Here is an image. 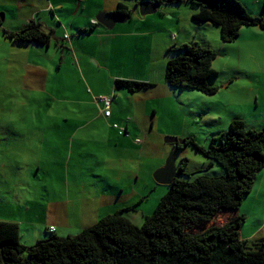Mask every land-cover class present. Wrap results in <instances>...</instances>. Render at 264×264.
Returning a JSON list of instances; mask_svg holds the SVG:
<instances>
[{"label":"rangeland","instance_id":"374dc122","mask_svg":"<svg viewBox=\"0 0 264 264\" xmlns=\"http://www.w3.org/2000/svg\"><path fill=\"white\" fill-rule=\"evenodd\" d=\"M120 1L127 2L131 6L133 15L126 22L117 23L111 30L102 26L90 30L91 26H87L86 21L82 25L87 26L89 31L85 33L78 31L76 23L85 21V12L83 10L77 11V9L72 13L75 23L72 19L69 23L65 22L66 17L62 15L63 12L59 8H55V16L58 19L53 24L47 22L48 19L45 20V30L50 32L53 29L55 31L52 33L51 50L57 52L61 50L56 39L57 37L61 39L63 33L66 32L73 36L75 42L77 41L74 48L69 45V41H65L66 44L63 45L71 48L70 50H72L75 57L73 63L76 65L77 62L78 64L77 57L81 54V51L90 62L89 70L84 68L85 70H80L76 74L71 68H66L62 75H54L51 78V81L61 91L68 93L66 96L69 95L70 98L73 97L74 99H76V96L93 98V102L100 109L95 100L98 95L95 96L93 90L111 87L116 79H135L154 83L156 85L154 88L140 92H129L127 89L115 90L116 99L112 107L116 113L122 111L124 114H128L130 113L129 109H134L140 112L142 119L145 117L144 124L151 142L149 147L151 154L148 162L150 166L154 165L156 169H159L162 165L159 163L161 159L159 157L164 154L165 160L172 147L170 143L166 142L167 137L185 139L179 136H189L195 138L202 146L209 147L211 135L218 134L215 133L216 129H229L230 123L235 117L251 125L264 123V101L257 100L258 92L256 88H252L248 77L250 74L243 73L241 74L242 78L235 79L240 73L235 72L236 68H232L235 65L230 62L228 56L222 57V51L221 56L215 59L213 63L214 67L220 72L219 76L212 80V82H215L217 79L218 86H221V89L219 88L220 90L216 93L206 94L195 89L172 88L168 86L165 80L167 63L173 55L166 52L167 50L163 51L161 46L155 45L157 34H163L165 31L163 30L164 25L171 26L175 31H178V34H180L179 41L195 38L197 41L202 40V42L208 43L206 45H213L215 48L210 46L217 51L219 48L217 40L223 41L221 28L218 25L211 22L208 23L209 25H202L201 23L198 25L193 18V15L197 12L196 9L192 8L194 6L191 4L169 5L167 0H161L162 14L157 12L144 17L140 15L139 8H136L135 0H97L95 6H99L100 12L101 9L109 12L116 10ZM242 1L249 10L262 12L263 8H257L254 0ZM3 2L4 14L7 18L14 19L13 21H6L5 27L7 29L26 23L20 20L15 21V18L20 14H26L24 10L20 9L11 0H2L1 3ZM43 2L45 3V1ZM170 11H173V14L176 15L174 18L171 16ZM65 12L69 17L70 11ZM44 17L46 19L47 15L45 14ZM59 21L62 23L61 26H64V31L60 32L58 30L61 27L57 24ZM91 31H94V33L90 34ZM3 33L4 30L1 26L0 219L18 222L20 225V241L28 247L43 239L46 230H50L52 226L55 227L54 233L60 237L78 235L83 230L93 227L101 217L113 213L115 210L117 211V207L123 204L131 205L125 213L130 215L135 223L142 225L145 221L144 217L155 211L163 197L170 190V185L158 184L155 181L153 177L155 170L153 172L149 170L148 174L144 171L147 174L146 176L130 171H127L126 174L123 172L116 174L107 172L110 178L109 182L115 187V194L110 190L105 197H102V192L99 196L100 185L97 187L92 185L94 173H103L107 161L106 153L99 151V145H93L88 151V156L80 159L79 162L71 161V164L81 165L85 170H37L36 151L30 145L33 139L32 131L36 130L35 135H38L37 131L41 128L37 123L42 119H44L46 127V122L49 123L52 118L54 122L60 121L61 118L50 117L47 121L46 114L50 105L40 100V98H43L42 96L33 95L34 93L28 90L24 81L17 78L18 84L21 83L17 88L22 91L6 89L10 85L5 79L7 77L3 72V65H5L4 61L13 52L10 45L26 46L18 43L5 44V40L9 39H6ZM80 43L84 46L81 47ZM70 50L67 51L71 54ZM28 52L22 50L18 55L20 67L18 71H14L16 75L22 74L26 70L27 61L30 62V66L34 64L31 61H36V53L32 56ZM177 54L175 53V55ZM44 58H47V55ZM58 58H60V54H58ZM231 60H238L240 63L238 57H233ZM54 67L57 72L60 71L57 70L58 66ZM54 67H52V70H55ZM257 67L259 68V63ZM263 69L260 68V70ZM69 72L73 76L64 79ZM11 74L13 73H10V76ZM230 77H233V81L226 88L224 82L228 81ZM9 81L11 84L10 79ZM39 82H42V79ZM70 88H74L77 93L74 94ZM59 96L62 98L65 95ZM34 100L35 102H33ZM61 100L58 99L57 104H60ZM23 101H27L25 106L22 105ZM68 106L71 111L80 109L75 102H68ZM91 107L94 108L92 102ZM41 108L43 109L42 114L38 116L36 121L37 111ZM52 113L54 114L55 110ZM71 118L72 122L78 125L79 118ZM27 137L29 143L25 142ZM142 139L145 140V138ZM185 147L186 149L181 152L178 150V163L183 165V169L187 166L188 159L190 160L189 164L187 163L189 167L187 166L185 172L196 171L198 166L206 165L209 158L198 151L191 143L186 144ZM50 148V145H43V157L50 158L47 156ZM61 156L62 153L60 152ZM184 156L188 158L187 161L182 162ZM55 160V158H51L42 165L44 168H49ZM16 164H18V167H16ZM95 167H97V170H95ZM191 168H194V170H189ZM210 170V175L214 173V170L222 171L217 165L210 168ZM74 172L87 173L88 182L82 185L83 191L80 195L75 190L72 193V190L70 191L68 187L66 189V183L73 180L72 174ZM182 177L186 176L180 175V178ZM116 184H120L121 187L116 189ZM48 191L53 192L52 201L46 196H42L43 193L45 194ZM69 195L73 197L68 201L74 209L65 211L66 207L63 202L67 200ZM84 197L92 199L91 205L81 206V208L74 207L77 203L76 199ZM133 205L134 208H131ZM248 210L251 212L252 220L256 221L257 209L248 207Z\"/></svg>","mask_w":264,"mask_h":264},{"label":"trees","instance_id":"16d2710c","mask_svg":"<svg viewBox=\"0 0 264 264\" xmlns=\"http://www.w3.org/2000/svg\"><path fill=\"white\" fill-rule=\"evenodd\" d=\"M141 1L150 0H138V4ZM183 2L199 10L193 15L195 21L218 25L225 43L237 40L244 26L264 29V17L253 15L241 0H167L169 4ZM115 12L129 18L133 15L127 2H119ZM99 26L92 22L90 30ZM3 30L7 38L21 43L49 46L52 41L53 32L35 21ZM166 52L173 55L165 73L169 86L217 92L212 83L219 75L213 64L219 55L216 49L188 41L175 43ZM154 86L149 81L115 80L116 90L139 92ZM210 142L204 147L187 138V143L221 165L223 173L210 175V168L185 172L181 165L170 190L142 225L125 213L130 209L127 206L75 236L60 237L46 230L43 239L28 247L20 241L19 223L0 219V264H264V238L246 244L241 238L245 216L239 212L264 167V127L254 129L235 119Z\"/></svg>","mask_w":264,"mask_h":264},{"label":"crops","instance_id":"0c3cea01","mask_svg":"<svg viewBox=\"0 0 264 264\" xmlns=\"http://www.w3.org/2000/svg\"><path fill=\"white\" fill-rule=\"evenodd\" d=\"M11 1L15 2L20 9L26 12V14L22 13L19 16H17L15 18V21L20 20L26 23L30 21H35L41 23L43 28H44L45 20L48 19L47 22H51L53 24L58 19L55 16L56 15L55 8H59L62 10L63 12L62 15L66 17L65 22L68 23L70 22L71 19L75 23V19L72 16L73 15L72 13L74 12L75 9H77V11L83 10L85 12V21H79L81 25L79 22L76 23L77 24L76 27H78V31L81 29H88L87 26H91V23L94 21L95 16L100 12L99 6H95L97 0H92L91 2L89 0H81L85 2H80L79 0H61V2L60 0H11ZM42 1H45V3L44 2L42 3ZM137 1H136L137 4L136 8L138 7ZM1 2L2 0H0V13H1L2 21H4V25H3L4 28L7 20L13 21L14 19L7 18L6 14H2L4 13L3 11H5V9H4V2L3 3ZM254 2L255 5H257V8H261V9L263 8V0H254ZM182 4L190 5V3L188 2H183L180 4H173V5L180 6ZM243 4L246 6L244 2ZM192 8L196 9L197 12H199L197 8L194 7ZM246 8L248 9L247 6ZM161 9H159L158 12L162 14ZM65 11H70L71 14L69 13V17L67 16ZM101 11H106V10L101 9ZM249 11L253 15L264 17L263 9L262 12L260 13L258 11H251V10ZM45 14L47 15L46 19L44 17ZM170 14L173 18L176 16L175 14H173V11H170ZM86 21L88 25L84 27V25L82 24L83 22ZM200 23L202 25H209L208 23L210 22H197L198 25H200ZM57 24L61 26L62 23L61 21H59ZM23 25L17 27L13 26V28L10 30H16L18 28H21ZM164 27H165L163 29L165 30L164 33L157 34V38L155 39V45L161 46L163 48V51H166L169 46L173 45V43L197 41L195 38L194 39L191 38L188 40L183 39L182 41H179L180 34H178V31H175V29L171 26L167 27L166 25H164ZM58 30L60 32L64 31L65 30L64 26L63 27L61 26ZM50 32L54 33L55 31L52 29L50 30ZM93 33L94 31H91L90 34ZM66 34L67 33L64 32L62 37L65 38ZM67 35L68 38L65 40L59 39L57 37L56 39L57 45L59 48H61V50L57 52L55 50H51L52 49L51 44L49 46H44L34 42L21 43L7 38L4 34L5 38L9 39V40H5V44L18 43L19 45L22 44L26 46L23 47V46L10 45V49L13 52H11L10 57H8L4 61L5 65H3V72H5V76L8 78L5 79L10 85L9 87H6V89L22 91L21 89L17 88V86L21 84V83L18 84V79L24 81V83H26V87L28 88V90L34 93L33 95L42 96L43 98L39 97L40 100H42L44 103L47 102L50 105L48 113L46 114L47 121L50 117H54L56 119L61 118L60 121H56V122H54V119L52 118V120H50L49 123L46 122V127H45V121L44 119H42L37 123V125H39L41 128V130L37 131L38 135H35L36 130L32 131L33 139L31 140L30 145H32L34 147V150L36 151L37 170H85V168H83L81 165L71 164V161L75 160L79 162L80 159H84L85 156L86 157L88 156V151H90L93 145H99L98 146L99 151H104L106 153L107 161L105 162L104 165L105 170H103V173L99 174L98 171H96L98 173H94L93 175L94 180L92 182V185H95L94 187L100 185L99 196H100V192H102V197H105L107 192L110 190L113 191L115 194V187L113 186V184L109 182L110 178L108 177L107 172H112L114 174L123 172L126 174L127 171H130L131 173H136L139 175L143 174L146 176L149 170H151V172L157 170L154 165L150 166L148 162V159L150 158V154H151V151L149 150L151 144L150 135L146 130V126L144 124L145 117L144 119H142L139 111H135L134 109H129L130 113L128 114H124L122 111L116 113L112 107L111 116L106 117L103 113H101V109H99L96 106V104L93 102V98L91 99L80 98L76 96V99H74L73 97L72 99L69 97V95L66 96V94H68L66 91H61L57 87V85L51 81V78L54 75L56 76H59L60 74L62 75L66 68L69 69L71 68L72 70H74V72H76V74H78L80 70H85L84 68H87V70H89L90 68L89 67L90 62L88 61V59L81 50H80L81 54L78 55L76 53L78 55L77 57L78 64L77 62L76 65L75 63H73L74 62L73 58L75 59V57L73 55L72 50H70L71 48L64 47L63 45L66 44L64 43L65 41L67 42L69 41L68 42L69 45L72 48H74V45L77 41L75 42L74 38H72L73 36H71L70 34ZM198 42L204 43L202 42V40ZM204 44H208V43H204ZM80 45L81 47L84 46L81 43ZM217 46L220 48V49L218 48L219 55L217 56V58L221 56V51L223 52L222 57L223 56L229 57L230 62L235 65L232 68H236L235 72L240 73V75L238 77H235V79L242 78L241 74L243 73H245L246 75L250 74L248 75V77L250 78L252 88H256L258 92L257 100L264 101V69L260 70V68H264V29H262L259 26H244L241 29L239 39H237L235 42L225 43L224 41L218 39ZM22 50L29 51L28 53H31L32 56L34 55V53H36V61L35 62L31 61V63H34L31 66H30V62L27 61L25 67L26 70L23 71L22 74L16 75L14 71H18L20 67L19 65L20 59H18V55L21 53ZM67 50H70L72 53L70 54V52ZM58 54H60V58H58ZM45 55H47V58H44ZM233 57H238L240 63L238 60H234V61L231 60ZM258 63H259V68L257 67ZM54 66H58L57 70L60 71L57 72ZM78 66L80 69L78 68ZM52 67H54L55 70H52ZM10 73L13 74H11L10 76ZM70 76H73V74L69 72L66 74L64 79L66 78L69 79ZM232 78L233 77H230L228 81L224 82V86L226 88L229 86L230 82L233 81ZM9 79L11 80V84ZM40 79H42V82H39ZM212 83L213 85H216L218 87V90L221 89L220 88L221 86L220 85L218 86L217 79L215 82ZM70 89L74 94L77 93L74 88H70ZM115 90L116 89H115V81H114V83L111 84V87H107L105 89L99 88L93 90V92L95 96L96 95L99 96L102 94L111 95L113 97V102H115L116 99ZM62 94L65 95L66 97L63 96L61 98V96L59 95ZM58 99H62L61 100L62 102L60 104H57ZM35 100L33 102H35ZM68 102L77 103L80 109L78 108L71 111L69 109ZM91 102L93 103L94 108L91 107ZM26 103L27 101H23L22 105L25 106ZM112 105L114 104L112 103ZM54 110L55 113L53 114L52 112ZM42 111H43L42 108L37 111L36 121L38 119V116L42 114ZM71 117L79 118V121H77L78 125H75V123L72 122ZM235 119H239V118L235 117L233 120ZM114 124H118L126 127L130 135L128 136L119 133V131L114 127ZM246 124L254 129H261L264 127V123H261V125H251L248 123ZM216 130L217 131L215 133L218 134H212L210 137V141L212 137L220 135L222 132H225L228 129L227 130L216 129ZM179 137L190 138L189 136H183V135ZM136 138H140L141 142H137ZM142 138H145V140H143ZM25 142L29 143L28 137L25 138ZM44 144L48 146L50 145L51 147L50 152L47 154V156L50 158L43 157L44 154L42 152V148ZM184 149H186L185 146L180 148L179 150L181 152ZM60 152L62 153L61 157H60ZM51 158H55L56 160L49 168H44L42 163L49 161ZM159 158H161L159 160L160 161L159 163H161L162 165L161 164L160 165L163 166L165 164L164 154L161 155V157ZM184 158H188V157L184 156ZM188 162H190L189 159L187 163ZM187 163L186 165L188 166L189 163L188 164ZM177 165L181 166L178 163V160H177ZM215 165H217L219 169L222 171L214 170L213 174L223 173V168L221 167V165L210 159L207 161L206 165L201 167L198 166L196 171L212 168ZM187 166L185 167L184 170L187 169ZM16 167H18V164H16ZM97 167H95V170H97ZM189 170H194V168H191ZM144 171L147 174H145ZM208 173H211V170H208ZM72 176H73V180L67 181L66 189L68 187L70 191L72 190V193L73 190H75L80 195V193H82L83 191L82 185L88 182L87 173L74 172ZM118 187H121L120 184H116V189ZM42 196H46L47 198H49V200L52 201L53 192L48 191L45 194L43 193ZM72 198L73 197L69 195L67 196V200L63 202V205L66 207L65 211L74 209L73 207L70 206V203L68 201V199H72ZM76 201L77 203L74 207L81 208V206L91 205L92 199H88L87 197H84L82 199H76ZM111 204L113 203L111 202ZM126 206H131V205H124V204L120 205L119 206L120 208L117 207V210L122 209ZM248 207H255L257 209L255 215L256 221L252 220V215L251 212L248 210ZM239 212L245 216V221L241 227V238L245 240L246 244L250 246L253 245V243L263 239L264 238V167L257 173L255 184L252 191L244 196Z\"/></svg>","mask_w":264,"mask_h":264},{"label":"water","instance_id":"95a60500","mask_svg":"<svg viewBox=\"0 0 264 264\" xmlns=\"http://www.w3.org/2000/svg\"><path fill=\"white\" fill-rule=\"evenodd\" d=\"M161 4L162 1H141L138 4L140 15L146 16L149 14L157 13L161 8ZM128 19L129 17H127L126 15L119 14L115 11H101L96 15V20L99 25L104 26L109 30L113 29L117 23L126 22ZM166 142L170 143L172 147L165 159V164L154 171L153 177L159 184L171 185L178 177V148L176 147V144H184L186 141L177 137H167Z\"/></svg>","mask_w":264,"mask_h":264},{"label":"built area","instance_id":"2783aa9c","mask_svg":"<svg viewBox=\"0 0 264 264\" xmlns=\"http://www.w3.org/2000/svg\"><path fill=\"white\" fill-rule=\"evenodd\" d=\"M96 101L101 104L102 113L107 117L111 116V114H112V101H113L112 97L110 95L103 94V95L98 96L96 98ZM114 127L119 130V133L129 135L124 126H120L118 124H115ZM136 141L140 142L141 140L138 138V139H136ZM51 229H52V231H54V227H52Z\"/></svg>","mask_w":264,"mask_h":264},{"label":"clouds","instance_id":"9594fccd","mask_svg":"<svg viewBox=\"0 0 264 264\" xmlns=\"http://www.w3.org/2000/svg\"><path fill=\"white\" fill-rule=\"evenodd\" d=\"M160 1H161V0H160ZM160 9H161V8H160ZM93 22L98 23L97 20H96V17H95V19H94ZM98 24H99V23H98ZM103 27H104V26H103ZM65 37H66V39H67V38H68V35L66 34ZM102 95H103V94H102ZM107 95H108V94H107ZM99 96H100V95H99ZM110 96H111V95H110ZM97 97H98V96H96V98H97ZM111 97H112V96H111ZM96 98H95V100H96ZM112 99H113V97H112ZM96 102H97V101H96ZM97 103H98V102H97ZM112 103H113V101H112ZM98 105H99V107H100V109H101V113H102V106H101L100 103H98ZM106 117H107V116H106ZM109 117H110V116H109ZM128 119H130V118H128ZM114 125H115V124H114ZM120 126H121V125H120ZM125 128H126V127H125ZM116 129H117V128H116ZM117 130H118V129H117ZM126 130H127V133L130 135V133H129V131H128L127 128H126ZM118 131H119V130H118ZM125 135H126V134H125ZM129 135H128V136H129ZM136 139H138V138H136ZM139 139H140V138H139ZM179 139H180V138H179ZM185 139H187V138H185ZM185 139H184V140H185ZM140 140H141V139H140ZM140 142H141V141H140ZM186 144H188L187 141H186L184 144H179V143H178V144H176V147H177L178 150H179L180 148L184 147ZM179 145H183V146L180 147ZM177 160H178V153H177ZM177 167H178V176H179V167H180V166L177 165ZM158 184H159V183H158ZM52 227H54V226H52ZM52 227H50V231H51V232H55V227H54V231H52V229H51Z\"/></svg>","mask_w":264,"mask_h":264},{"label":"flooded vegetation","instance_id":"af4514ba","mask_svg":"<svg viewBox=\"0 0 264 264\" xmlns=\"http://www.w3.org/2000/svg\"><path fill=\"white\" fill-rule=\"evenodd\" d=\"M185 141H187V139H185ZM180 147H182L183 145H179Z\"/></svg>","mask_w":264,"mask_h":264}]
</instances>
